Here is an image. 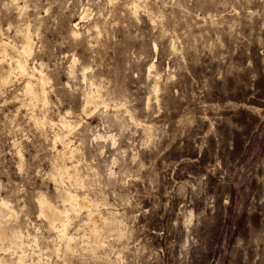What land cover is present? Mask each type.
Returning a JSON list of instances; mask_svg holds the SVG:
<instances>
[{"label": "clouds", "instance_id": "obj_1", "mask_svg": "<svg viewBox=\"0 0 264 264\" xmlns=\"http://www.w3.org/2000/svg\"><path fill=\"white\" fill-rule=\"evenodd\" d=\"M0 264H264V0H0Z\"/></svg>", "mask_w": 264, "mask_h": 264}]
</instances>
